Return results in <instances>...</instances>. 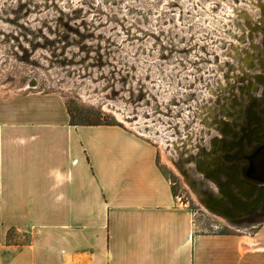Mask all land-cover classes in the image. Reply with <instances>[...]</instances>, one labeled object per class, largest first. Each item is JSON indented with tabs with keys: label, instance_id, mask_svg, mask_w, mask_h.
<instances>
[{
	"label": "rangeland",
	"instance_id": "374dc122",
	"mask_svg": "<svg viewBox=\"0 0 264 264\" xmlns=\"http://www.w3.org/2000/svg\"><path fill=\"white\" fill-rule=\"evenodd\" d=\"M241 1L0 0V88L13 95L55 91L75 122H118L138 132L158 147L160 167L178 201L193 211L198 231L253 236L264 225V200L234 220L214 213L164 152L183 165L202 195L218 197L224 173L216 179L200 164L225 157L241 141L251 149V139L264 135L255 111L260 105L251 100L260 99L264 109V48L249 44L262 40L248 41L235 25L236 16L248 31L242 22L253 25L262 10L264 26V7Z\"/></svg>",
	"mask_w": 264,
	"mask_h": 264
},
{
	"label": "crops",
	"instance_id": "0c3cea01",
	"mask_svg": "<svg viewBox=\"0 0 264 264\" xmlns=\"http://www.w3.org/2000/svg\"><path fill=\"white\" fill-rule=\"evenodd\" d=\"M158 152L122 123L74 122L55 91L0 88V264H264V225L198 231Z\"/></svg>",
	"mask_w": 264,
	"mask_h": 264
},
{
	"label": "bare ground",
	"instance_id": "6f19581e",
	"mask_svg": "<svg viewBox=\"0 0 264 264\" xmlns=\"http://www.w3.org/2000/svg\"><path fill=\"white\" fill-rule=\"evenodd\" d=\"M255 2L257 3V6H260V7L262 6V8L264 7V4L262 3L261 0H255ZM263 12H264V8H263ZM243 16H248V14L243 15ZM262 18H264V16ZM119 116L121 118H125V116L122 115L121 113H119ZM244 127L245 126H243V128ZM250 129L252 131L253 128H250ZM243 130L245 131L247 129H243ZM251 140L253 141L250 142L249 144L250 146L253 145L254 143V144H257L256 145L257 147H259L258 150L253 155H251L252 154L251 152L255 151V150L253 151L254 148L249 149L248 144L245 143L244 141H241L239 143H236L235 145H232L229 148V150L226 151L227 155L225 157L221 156L220 154L218 157L209 156L207 160V164H204V163L200 164V169L203 170V172H206L208 174L210 173V175H212V177L216 179L218 178V175L221 172L224 173L225 180L219 181L220 189H219L218 197L217 196L211 197L210 195L205 197L204 195H202L198 191V189L194 186L191 175L188 174L185 171L183 165L180 162H178L173 157V155H171V152L170 153L168 152V149L164 150L165 158L170 164L174 165V167L178 170V172H180V174L183 175L184 182L193 190V192L196 194V196L201 200L202 204L208 210L214 213L220 214L227 219L234 220L236 218L242 217L243 215L247 213L254 211L255 209L259 207V205H261V203L264 200V186L261 185V186L256 187L251 182V180H249L251 179V177H255L259 180H264V135L255 137L254 139H251ZM232 141L234 142V140ZM236 147H239L240 149H239L238 154L234 155L233 150ZM235 157L238 159L237 163L227 164L225 162L226 159L232 161V159ZM246 157H249L248 162H247V165H249V167L242 168L241 162L245 161L244 158ZM220 161H223L222 162L224 163L223 166H221V163H219ZM213 164L214 165L219 164L218 165L219 167L216 170L211 171L210 167ZM242 174L245 177H243ZM232 185L236 187L235 191L233 188H231ZM253 194H255L254 199L250 200ZM226 201L230 202V204H228ZM262 246H264V244Z\"/></svg>",
	"mask_w": 264,
	"mask_h": 264
},
{
	"label": "flooded vegetation",
	"instance_id": "af4514ba",
	"mask_svg": "<svg viewBox=\"0 0 264 264\" xmlns=\"http://www.w3.org/2000/svg\"><path fill=\"white\" fill-rule=\"evenodd\" d=\"M237 1H240V2H242L241 0H237ZM234 2H236V1H234ZM242 4H244V3H242ZM239 5V4H238ZM245 5V4H244ZM246 6V5H245ZM247 7V6H246ZM256 13H257V17H254V19H256V21L253 23V25L252 24H250V22L248 21V20H245L244 22H242V24L244 25V26H246L247 28H248V31H246V32H244V29H242V28H240L238 25V18L235 16V18H236V27H237V29H239V32H241V34H247V35H249L248 37H247V40L248 41H250V36L251 37H260V39L262 40V45L261 46H258L257 44L256 45H253L252 44V41L251 42H249V44H251L252 45V47L253 48H261V49H263L264 48V26H261V22L259 21V17H260V15L262 14V10H259V11H255ZM233 16V15H232ZM241 30V31H240ZM244 36V35H243ZM246 40V41H247ZM254 42V41H253ZM251 56V55H250ZM262 72H264V70L262 71ZM261 72V73H262ZM260 73V74H261ZM258 76V75H257ZM256 76V77H257ZM256 80V79H255ZM255 82V81H254ZM254 82L253 83H251V84H249V85H251V87H256V84L255 85H253L254 84ZM261 83H263V86H262V101H264V79L262 80V81H260ZM253 85V86H252ZM252 99H256V100H258V105H260V110L258 109V106L255 108V111L257 112V116H259V117H262L263 118V120H264V112H263V110L264 109H262L263 107H261V105H263L261 102H260V99H258V98H255V97H252L251 96V100ZM249 101L248 102V105L245 107V115H248V110H249V107H250V105H251V102L252 101ZM247 118H248V116H247ZM246 119V118H245ZM246 122H247V119H246ZM246 124V123H245ZM232 141V140H231ZM254 146H256V144H253L252 145V147L251 148H254ZM227 155V154H226Z\"/></svg>",
	"mask_w": 264,
	"mask_h": 264
},
{
	"label": "water",
	"instance_id": "95a60500",
	"mask_svg": "<svg viewBox=\"0 0 264 264\" xmlns=\"http://www.w3.org/2000/svg\"><path fill=\"white\" fill-rule=\"evenodd\" d=\"M31 85H36L34 82H31L30 83ZM257 145V144H256ZM258 148L259 147H257V146H254V149H253V151L254 152H251L252 154L251 155H253L257 150H258ZM239 147H236L234 150H233V153H234V155H236V153L239 151ZM248 158L249 157H246V158H244V160L245 161H242L241 162V165H242V168H244V167H249V165H247V162H248ZM227 160V159H226ZM228 161V163H237V161H238V159L235 157V158H233L232 159V161H230V160H227ZM242 176L243 177H245L243 174H242ZM249 180H251V182L256 186V187H258V186H261V185H264V180H259V179H257V178H255V177H251V179H249ZM257 191H258V189H257ZM256 191V192H257ZM254 196H255V194H253L252 196H251V199L250 200H252V199H254Z\"/></svg>",
	"mask_w": 264,
	"mask_h": 264
},
{
	"label": "trees",
	"instance_id": "16d2710c",
	"mask_svg": "<svg viewBox=\"0 0 264 264\" xmlns=\"http://www.w3.org/2000/svg\"><path fill=\"white\" fill-rule=\"evenodd\" d=\"M73 119V118H72ZM75 122V121H74ZM76 123H82V122H76Z\"/></svg>",
	"mask_w": 264,
	"mask_h": 264
}]
</instances>
